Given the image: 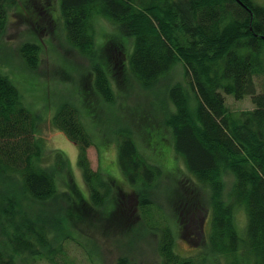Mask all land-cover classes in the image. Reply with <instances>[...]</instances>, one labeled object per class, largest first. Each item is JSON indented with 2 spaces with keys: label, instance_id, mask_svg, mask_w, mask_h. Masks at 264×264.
Segmentation results:
<instances>
[{
  "label": "trees",
  "instance_id": "1",
  "mask_svg": "<svg viewBox=\"0 0 264 264\" xmlns=\"http://www.w3.org/2000/svg\"><path fill=\"white\" fill-rule=\"evenodd\" d=\"M59 1L67 40L90 61L93 89L102 104L114 105L117 97L99 60L97 19L115 24V39L123 44L120 52L145 90H153L175 66H183L184 84L172 85L167 92L175 112L165 126L173 134L176 153L209 194L208 253L226 257L227 264H264V5L256 0ZM18 2L0 0V37L9 9ZM130 46L133 52L127 59ZM20 52L30 69L38 68L40 45L25 43ZM226 96L237 101L251 97L254 108L232 112ZM53 119L79 146V166L92 203L104 207L114 183L91 166L88 150L96 143L80 109L65 101ZM40 122L41 116L25 105L18 87L0 73V264H27L38 258L58 264L54 250L62 233L60 202L68 203L70 198L59 189L57 179L68 162L59 151L52 165L45 162ZM113 136L119 146L120 171L137 188L141 216L161 234L163 264H197L196 259L177 253L175 229L165 224V215L151 197L162 169L141 153L130 128L115 130ZM228 174L234 177L229 200L225 198ZM185 197V209L195 210V204L186 205L190 198L196 203L195 197ZM31 203L51 204L55 214L43 211L32 216L26 209ZM237 207L246 209L244 238L236 224ZM156 211L163 218L157 219Z\"/></svg>",
  "mask_w": 264,
  "mask_h": 264
},
{
  "label": "rangeland",
  "instance_id": "2",
  "mask_svg": "<svg viewBox=\"0 0 264 264\" xmlns=\"http://www.w3.org/2000/svg\"><path fill=\"white\" fill-rule=\"evenodd\" d=\"M256 1L264 5V0ZM63 22L60 1L19 0L9 9L6 28L0 37V73L18 87L25 105L41 116L39 136L46 145L45 162L52 165L58 151L68 162L57 179L59 189L68 193L70 199L68 203L60 202L64 211L60 217L62 233L55 241L56 262L163 264L159 251L161 234L147 226L141 216L137 188L127 183L118 164L119 146L113 132L130 128L141 153L162 169V177L152 188L151 197L165 215V224L175 229L177 253L196 259L197 264H227L226 257L208 253L209 194L189 171L183 157L176 153L173 134L165 126L166 118L175 112L167 92L172 85L184 84L183 66H175L153 90H145L132 76L120 52L123 44L115 39V24L97 19L99 60L109 72L117 97L114 105L102 104L104 101L93 89L92 65L68 42ZM28 42L40 45L39 66L34 70L26 65L20 52ZM132 52L133 47L127 52V59ZM65 101L75 102L95 139L96 145L88 150L93 170L114 183L113 195L102 208L92 203L90 188L79 166V146L54 124L53 117ZM226 101L232 112L254 108L251 97L237 101L226 96ZM191 106L195 109V101ZM233 181L232 174L225 177L227 200ZM187 194H192L197 203L187 199L188 207L195 204V210L190 207L191 212L185 209ZM26 209L32 216L43 211L55 214L51 204L31 203ZM155 217L160 219L163 215L156 211ZM247 223L246 209L237 207L236 224L242 238ZM27 264L50 263L38 258Z\"/></svg>",
  "mask_w": 264,
  "mask_h": 264
}]
</instances>
